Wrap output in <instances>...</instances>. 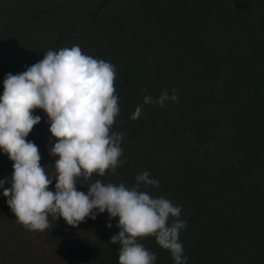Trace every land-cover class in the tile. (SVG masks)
Segmentation results:
<instances>
[{"label": "trees", "instance_id": "obj_1", "mask_svg": "<svg viewBox=\"0 0 264 264\" xmlns=\"http://www.w3.org/2000/svg\"><path fill=\"white\" fill-rule=\"evenodd\" d=\"M181 1L185 2L182 7L174 0H0V10L5 24L19 34L34 35L35 39L46 35L48 44L61 45L78 32L91 37V29L85 27L86 17L93 15L88 8L103 2V7L113 2L122 5L120 30L84 53L115 65L116 78L122 79L119 115L110 129L124 134L122 155L114 172L93 174L89 180L78 177L77 190L87 193L96 179L131 188L139 173L149 171L159 180L158 186L145 188L141 184L139 190L181 206L179 219L185 220L186 226L179 239L187 264H204L217 256L220 244L219 226L209 223L215 211V190L226 186L230 192L237 183V169L243 172L252 167L264 143L262 127L249 129L255 123L254 109L264 100V14L254 19L247 13L257 8L264 11V0ZM239 6L245 12L238 24L229 12ZM208 10L214 18L207 15ZM169 14L174 22L163 28L158 20H167ZM189 21L196 22V27L201 22L204 27L212 23L215 32L209 43L203 46L207 33L199 28L194 29L193 39L184 36L179 46L164 42L173 39L179 29L186 34ZM196 44L200 46L195 51ZM128 45L132 49L129 58L125 52ZM187 76L196 79L200 87L186 86L183 80ZM173 88L178 103L168 102L165 107L152 103L150 114L146 112L149 104L143 105L141 116L131 119L146 95L153 97L162 90L171 95ZM183 92L198 95L193 99ZM153 113L157 120L150 117ZM157 122L158 132L154 131ZM231 128L236 130L233 137L215 141L219 134H214ZM52 145L39 151L40 164L55 175L57 157L49 154ZM11 175L12 169L2 172L0 179L10 180ZM54 185L55 180L49 189L54 190ZM49 221L43 232L28 230L17 222L0 194V264H119L120 245L110 242L119 232L117 218L109 220L106 211L95 220L85 218L76 227L62 218L50 216ZM109 222L110 229L106 227ZM138 243L156 253L155 264H174L170 252L158 246L154 236L138 238Z\"/></svg>", "mask_w": 264, "mask_h": 264}, {"label": "clouds", "instance_id": "obj_2", "mask_svg": "<svg viewBox=\"0 0 264 264\" xmlns=\"http://www.w3.org/2000/svg\"><path fill=\"white\" fill-rule=\"evenodd\" d=\"M115 78V65L83 54L79 45L48 50L25 71L5 75L0 94V154L12 162V175L10 180L0 179V194L17 222L30 231L48 229L50 216L76 227L85 218L95 220L106 211L109 220L117 218L119 232L110 242L120 245L119 264H155L156 253L138 243V238L146 236H154L158 246L170 252L174 264H187L179 239L186 226L179 219L181 206L139 190L141 184L158 186L159 180L149 171L139 173L131 188L96 179L87 193L77 190L78 177L103 176L120 163L124 134L110 132L119 115ZM167 102H179L175 88L171 95L167 90L158 97L146 95L131 119L141 116L143 105L165 107ZM34 109L46 113L50 137L56 141L49 149L57 157L55 175L41 166L37 145L25 139L41 121ZM53 180L54 190H50Z\"/></svg>", "mask_w": 264, "mask_h": 264}, {"label": "rangeland", "instance_id": "obj_3", "mask_svg": "<svg viewBox=\"0 0 264 264\" xmlns=\"http://www.w3.org/2000/svg\"><path fill=\"white\" fill-rule=\"evenodd\" d=\"M174 1L177 6H184V1ZM103 3L105 4L106 2ZM103 3L88 8L90 14L93 15L86 17L85 27L91 29L89 33L91 37L87 35L82 37L78 32L69 36L61 45L48 44L49 38L46 35H39V38L35 39L34 35L19 34L16 32L17 30L5 24L7 20L1 17L4 11L1 12L0 10V94L3 92V81L7 73L16 74L25 71L27 66H31L37 61L42 60L44 53L48 50H58L64 47L70 48L72 45H79L82 53L88 54L96 45L99 46L104 43V41H109L110 37L114 36L120 30V24L124 23V20L121 19V15H123L124 12H122V5L117 2H113L107 7L101 6L104 5ZM2 4L1 7H5V4ZM243 12L245 11L239 6L236 11H230L229 14L233 13L234 16L231 17L235 21H238L237 23L239 24V19L243 16ZM247 13L255 19V16L264 14V11L257 8ZM170 15L171 14L168 16ZM207 15L210 18H214V13L211 10H208ZM173 17L174 16H170L167 20L159 19L158 22L161 23L160 26L163 25V28H165L166 25L174 22L173 19H170ZM112 23H114L115 26L112 27ZM81 24L83 28V23ZM197 25L196 22L192 24L191 21H189L188 27H190V30L186 34H183L179 29L177 32L173 33V39L166 38L164 42L177 43L176 46H179L183 42L184 36H193L196 33L194 29L199 28L207 33V37H203V46H205V42L209 43L212 39V33L215 32V30L212 28V23L210 24L209 22L205 27L202 22L201 26L196 27ZM74 26L76 27V25ZM77 27H79V25ZM191 39H193V37H191ZM197 46H200V44L194 45L195 48L193 50H195ZM129 48V45L125 48L126 55L128 54L127 58H129L132 50ZM156 60H158V58H156ZM121 80L120 78H115L114 84L117 90L123 83ZM183 82L186 86H191V88L194 86L200 87L196 84L198 83L196 79H191L190 76L185 77ZM161 92L162 91H160V93L156 92L153 97H158ZM196 93L197 92H183V95L188 94L187 96L195 99L198 95H196ZM150 106L152 105L149 104V108L146 109L148 114L153 112V108H150ZM253 113L255 123L252 124L249 129L254 131V129L262 127L264 130V100L260 108H255ZM33 114L39 115L41 121L38 125L33 127L25 139L33 141L37 145L39 152L41 149H44L42 148L44 145H50L49 139L51 137L48 131L49 125L46 123L48 117L42 109H34ZM154 115L153 113L150 117L153 120H157V115ZM158 124L159 122L154 125L157 129L154 131H159ZM235 131L236 130L232 128L221 130L214 134H219L218 137L215 138V141L222 143L225 136L233 137L236 133ZM51 140V144L56 142L55 138H51ZM259 153L260 156L257 157L256 163L252 167H245L243 172H239V169H237V183L231 188L230 192L226 191V186L221 190H215L217 194L214 204L215 211L212 212L213 215L209 223L212 224V226H219L218 228L221 231L219 232V235H221L220 244L217 249L218 251L216 250L217 256L209 258L204 264H264V143L261 145ZM1 169L3 170L1 171ZM11 169L12 162L8 159L7 155L0 154V175L2 172L11 171Z\"/></svg>", "mask_w": 264, "mask_h": 264}, {"label": "water", "instance_id": "obj_4", "mask_svg": "<svg viewBox=\"0 0 264 264\" xmlns=\"http://www.w3.org/2000/svg\"><path fill=\"white\" fill-rule=\"evenodd\" d=\"M121 91H122V89H121V90H119V92H118L119 96H120V93H121Z\"/></svg>", "mask_w": 264, "mask_h": 264}]
</instances>
